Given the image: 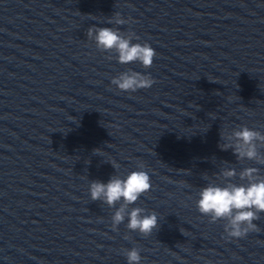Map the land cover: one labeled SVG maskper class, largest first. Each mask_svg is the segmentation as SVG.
<instances>
[{
  "label": "water",
  "instance_id": "obj_1",
  "mask_svg": "<svg viewBox=\"0 0 264 264\" xmlns=\"http://www.w3.org/2000/svg\"><path fill=\"white\" fill-rule=\"evenodd\" d=\"M90 27L134 33L152 66L108 59ZM129 70L155 83L111 85ZM240 126L264 134V0H0V264H127L132 248L140 264H264V213L230 239L196 208L223 169L264 176L220 148ZM140 166L146 237L127 218L112 231L119 204L89 196Z\"/></svg>",
  "mask_w": 264,
  "mask_h": 264
},
{
  "label": "clouds",
  "instance_id": "obj_2",
  "mask_svg": "<svg viewBox=\"0 0 264 264\" xmlns=\"http://www.w3.org/2000/svg\"><path fill=\"white\" fill-rule=\"evenodd\" d=\"M108 23L123 25L126 21L117 13ZM87 38L95 43L99 51L114 53L115 56L109 55L108 59L115 58L121 65L135 62L147 69L152 66L156 56L155 50L149 44L132 43L133 40L139 39L132 32L121 33L108 27H90L87 30ZM154 83L150 76L131 70L120 73L111 80V85L117 90L130 93L149 89ZM220 138L224 141L222 146L220 145L221 150L230 149L237 161L248 160L264 165V154L259 151L264 148V134L240 126L239 130L234 129L230 134H220ZM111 165L114 169L118 167L115 163ZM140 169L130 172L123 179L113 175L107 183L92 181L89 185V196L92 201H101L109 208L119 204V208L111 217L112 231H117V226L127 218V229L146 237L158 227L156 213L145 215V209L141 207L129 210V206L151 188L149 175L142 170V166ZM237 175L244 183L231 182ZM218 178L224 181L223 186L211 181L198 192V212L209 217L210 223L224 221V233L230 239H241L256 232L257 225L254 221L259 220L260 214L264 213V176L259 174L258 168L247 167L238 174L235 169H223ZM123 255L127 264H140L142 259L137 248L124 250Z\"/></svg>",
  "mask_w": 264,
  "mask_h": 264
}]
</instances>
